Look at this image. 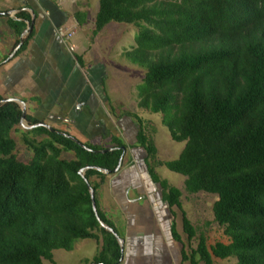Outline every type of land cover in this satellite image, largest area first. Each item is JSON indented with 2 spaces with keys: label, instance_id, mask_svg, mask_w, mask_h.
Segmentation results:
<instances>
[{
  "label": "trees",
  "instance_id": "1",
  "mask_svg": "<svg viewBox=\"0 0 264 264\" xmlns=\"http://www.w3.org/2000/svg\"><path fill=\"white\" fill-rule=\"evenodd\" d=\"M15 17L29 20L24 12ZM110 21L136 27L134 46L123 55L144 69L137 105L159 113L169 137L183 142L175 159L156 160L152 127L132 115L147 173L168 208L180 211L186 243L173 220L170 234L180 243L181 262L212 264V256H231L236 264H264V0H97L91 34ZM7 22L20 33V22ZM20 114L16 103L0 96V264L53 263V249L69 251L86 238L97 244L90 263L118 264V243L99 227L77 171L87 167L83 178L93 190L97 215L115 231L95 197L104 173L91 166L113 172L122 143L112 139L111 150L97 152L103 147L82 144L86 149L35 126L22 133L31 151L22 162L13 154L10 134ZM25 120L37 123L29 115ZM66 151L72 158L61 156ZM155 166L181 174L187 193L216 195L212 218L226 242L208 246L202 232L196 236L179 189L158 177Z\"/></svg>",
  "mask_w": 264,
  "mask_h": 264
},
{
  "label": "crops",
  "instance_id": "2",
  "mask_svg": "<svg viewBox=\"0 0 264 264\" xmlns=\"http://www.w3.org/2000/svg\"><path fill=\"white\" fill-rule=\"evenodd\" d=\"M33 10L31 36L19 49L26 21L15 14L24 12L30 20ZM6 11H10L9 16L0 14L2 99H16L19 108L23 104L25 116L82 144L112 148L111 140H119L124 147L121 164L116 171L104 174L95 196L99 210L123 239L118 264H175L173 248L178 244L170 234L171 221L176 224L170 213L173 207L169 209L162 201L158 183L147 173L145 151L136 139L138 123L132 116L145 124L140 114L154 115L137 105L134 86L140 81L129 83L127 97L116 95L117 90L107 85V81H121V70L130 77L132 67L136 68L123 55L130 47L117 50L119 45L115 44V54L109 56L115 59L117 55L116 63L102 61L91 48L105 26L92 35L96 9L93 7L87 16L74 0H0V12ZM7 19L21 23L19 34L9 27ZM64 33H70L68 39L63 38ZM146 124L152 126L149 121ZM177 255L180 264L179 250Z\"/></svg>",
  "mask_w": 264,
  "mask_h": 264
},
{
  "label": "rangeland",
  "instance_id": "3",
  "mask_svg": "<svg viewBox=\"0 0 264 264\" xmlns=\"http://www.w3.org/2000/svg\"><path fill=\"white\" fill-rule=\"evenodd\" d=\"M79 8L82 7L86 12V15L89 16L92 14L93 7L96 9L97 0H74ZM92 24V21H91ZM105 28L102 30L97 41L94 42L92 46V51H98L102 61L105 60H114L116 63L117 55L115 59H111L109 53L115 54V44L119 45L117 50L123 48H129L132 45L134 46L133 36L136 32V27L132 24H126L122 22L110 21L104 25ZM103 26V27H104ZM110 32V33H109ZM103 43V44H102ZM100 44V45H99ZM105 44V45H104ZM132 64V63H131ZM136 68L132 67V74L129 77L127 72L123 70L120 71L121 81L108 82L107 85H111V88L117 90L118 96L127 97L128 96V86L129 83L136 84L141 81V78L144 74V69L132 64ZM115 69L118 73V68L115 66ZM114 79V78H113ZM116 79V78H115ZM136 87V86H134ZM117 97V96H116ZM114 98V97H111ZM128 105V104H127ZM128 108L133 110L132 105H128ZM146 110V109H145ZM140 111V110H139ZM148 111V110H147ZM149 112V111H148ZM151 113V112H150ZM143 114L141 113L142 121L151 123V127L156 128L152 130V133H149L152 137L153 144L155 146V159L159 161L173 160L177 157L179 151L183 146V142H176L169 137L167 129L160 123V114L151 113ZM26 125V124H25ZM155 125V126H154ZM149 128V127H148ZM29 128L22 127L20 124L16 126L11 132V136L15 142V148L13 154L15 158L19 161H26L31 156V151L24 145L22 142V133L27 131ZM67 152V151H66ZM62 152L61 156L63 158L72 157V152ZM150 162V161H149ZM154 172L158 177L165 179L171 186L179 187L181 190L180 202L183 211L185 212L186 217L189 219L190 223L196 229V236L202 232L206 238V244L209 246L216 241L226 242L227 239L222 233V229L218 226L212 218L211 204L216 199V195L206 192H196V193H187L182 187V181L184 177L181 174L172 172L166 169L164 166H155ZM174 219L176 221V230L179 233L181 242L186 243L185 234L181 230V221H180V211L173 207ZM119 233V232H118ZM120 234V233H119ZM195 239L190 240V247H194ZM95 241L90 239H85V241L74 242L73 248L69 251L63 249H54L53 253V263L42 259L43 264H90V260L95 254L97 244ZM178 245L173 248V257L174 262L177 264V251L180 249V243L176 242ZM188 245H185V250H188ZM212 264H236L235 259L231 256L226 258H217L211 257ZM120 263V262H119ZM180 264H188L187 261L181 262Z\"/></svg>",
  "mask_w": 264,
  "mask_h": 264
},
{
  "label": "water",
  "instance_id": "4",
  "mask_svg": "<svg viewBox=\"0 0 264 264\" xmlns=\"http://www.w3.org/2000/svg\"><path fill=\"white\" fill-rule=\"evenodd\" d=\"M10 11H6V12H0V14H3V15H6V16H9ZM33 12H31V17H30V20L29 21H26V28L21 32L20 34V37H19V40H18V44H21L23 38L25 37L26 34H28L30 32V29H31V25L33 24ZM3 101H13V102H18L16 99H3ZM20 111H21V114H20V119H19V124L22 126V127H25V128H33L35 126H43L45 127L46 129H48L49 131H54L58 134H61V135H64L74 141H76L73 137L69 136L68 134L64 133V132H61V131H55L53 130L51 127H49L48 125L42 123V122H37L35 124H27L25 123V115H24V108H23V104H22V107L20 108ZM26 124V125H25ZM81 146L82 143L78 142ZM85 147V146H83ZM86 149H88L87 147H85ZM120 150H121V154L120 156L118 157V160H117V164L114 168L113 171H116L120 164H121V159H122V155H123V152H124V147L123 146H119ZM112 148H103V149H100V150H96L97 152H103L105 150H111ZM87 167H82L80 169H78V174L80 175V177H82L83 181L85 182V185L87 187V191H88V194H89V199H90V205H91V209L93 211V215L95 217V219L97 220L98 222V225L100 228L110 232L114 237H115V240L116 242L118 243V246H119V250H120V253L122 254L123 252V239L121 237H119L115 231H113V229L108 226L107 224H105L97 215V212H96V208H95V202H94V197H93V190L92 188L89 186V184L86 182V180L83 178V171L86 169ZM91 168H94L104 174H108L109 171L106 170V169H101L99 167H95V166H91ZM122 257V255H121ZM121 259V258H120ZM90 264H105V263H90Z\"/></svg>",
  "mask_w": 264,
  "mask_h": 264
},
{
  "label": "built area",
  "instance_id": "5",
  "mask_svg": "<svg viewBox=\"0 0 264 264\" xmlns=\"http://www.w3.org/2000/svg\"><path fill=\"white\" fill-rule=\"evenodd\" d=\"M69 36H70V33H64V39H68L69 38Z\"/></svg>",
  "mask_w": 264,
  "mask_h": 264
}]
</instances>
